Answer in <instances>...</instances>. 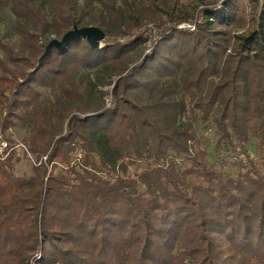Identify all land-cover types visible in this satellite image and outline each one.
Instances as JSON below:
<instances>
[{
	"label": "trees",
	"instance_id": "1",
	"mask_svg": "<svg viewBox=\"0 0 264 264\" xmlns=\"http://www.w3.org/2000/svg\"><path fill=\"white\" fill-rule=\"evenodd\" d=\"M152 3L0 0L21 48L0 35V131L29 128L30 152L47 157L30 177L0 162V264H264V0L166 19ZM74 26L101 28L104 47L76 39L45 55ZM185 95L216 126L220 170L180 123ZM235 144L247 165L227 159ZM231 164L245 172L224 175Z\"/></svg>",
	"mask_w": 264,
	"mask_h": 264
},
{
	"label": "rangeland",
	"instance_id": "2",
	"mask_svg": "<svg viewBox=\"0 0 264 264\" xmlns=\"http://www.w3.org/2000/svg\"><path fill=\"white\" fill-rule=\"evenodd\" d=\"M129 3H131L133 6L136 7H140V5L143 3L146 6H151L153 3L152 2H156V0H128ZM166 2L167 6H163L162 4H160V0H158L160 6V9H157V16H161L163 18H165V9L169 10V11H173L176 14H192L195 11H198L200 9H202L205 4L204 2H208V3H212L214 5H222V3L224 2V0H164ZM247 2H249V0H246ZM119 4L121 5V1H119ZM166 19V18H165ZM15 21V18L13 15H10V13H8L7 11H5L4 14L1 15L0 17V35L1 36H6V41L10 42L11 45H13L14 49L16 52H19L21 50L20 46H19V38L18 36L15 34L14 30H13V22ZM9 23L11 26H9ZM147 27V26H146ZM143 28L141 29L142 31L147 29V28ZM184 27V26H183ZM181 28V27H180ZM246 28H237L234 29L233 31H235V33L237 35L242 34ZM137 34V31H133V32H129L126 31V33H118V34H113V36L111 35V40L112 39H117V41L119 42H124L127 39L134 37ZM51 38L54 39H59L61 40L59 37L56 36H51ZM102 47H104V42L102 43ZM153 49V44L151 43H147L146 46L144 47V51L147 53L148 51ZM230 49L233 51L234 50V46H231ZM0 54L2 55V53L0 52ZM138 60V57H136L135 61ZM115 78L111 79H107L106 86L102 87L101 89L107 93L104 97V105L107 107H110L112 104V88L113 86L111 85L112 82H114ZM95 98L98 99L100 98V96L95 93ZM186 101V113L180 117V123H189L192 126V130L196 136V144L194 145V147L196 146V148H200L201 150L206 151L209 154L208 157V162L210 165L214 166L216 169L220 170V164L223 160V156H222V151L219 152L216 148L217 145V141L219 139V136L217 135V129L216 126L212 123V122H205L203 121V119L201 118V114L200 111L194 106V102L192 100V98L190 96H186L184 97ZM22 123V122H21ZM260 124V118H255L250 120V126L251 127H256L258 128ZM3 135L4 137L8 138L11 141H19L22 143H25L28 147V138L30 136L31 131L29 130V128H26L24 126V128L22 127V125L20 124L18 127L9 129L7 131H3ZM216 131V132H215ZM193 145V144H192ZM248 151L250 153V155L254 158L259 160L261 157V151H260V137L259 135L256 133L255 130L252 129V131L249 134V142H248ZM238 146H236L234 149L230 152V157H227V159L231 160V157L233 155V152L237 151ZM195 149V148H194ZM222 149V148H221ZM30 150V149H29ZM243 150V149H242ZM76 153V151H75ZM74 153V155H75ZM221 154V156H220ZM33 155V160L28 159L26 157V155H23V153H20L19 157H14L13 159V168L11 170V172L18 177H30L33 175V170L34 167L38 166L36 164H38L40 161L38 160L37 156ZM73 155V157H74ZM84 160V159H83ZM39 161V162H38ZM228 161V160H227ZM36 164H35V163ZM229 162V161H228ZM59 169H63L65 167V165H59ZM182 168L187 169L190 167V162L189 161H185L184 163H182L181 165ZM49 169H51V165L49 166ZM129 172L134 175L138 172H140V169L138 166L132 165L129 168ZM245 172V171H244ZM243 171H240V168L238 166H235L233 164H231L225 171H224V175H230L233 178H237L239 176V173H244Z\"/></svg>",
	"mask_w": 264,
	"mask_h": 264
},
{
	"label": "built area",
	"instance_id": "3",
	"mask_svg": "<svg viewBox=\"0 0 264 264\" xmlns=\"http://www.w3.org/2000/svg\"><path fill=\"white\" fill-rule=\"evenodd\" d=\"M184 26V27H183ZM181 28H189L195 30L192 25H182ZM20 153L26 155L28 159H33V155L29 150V147L22 142L19 141H11L8 138L4 137L3 132L0 131V162H6L12 157H19ZM84 158V152L81 149H78L72 159V164L82 165ZM231 159L235 162H238L242 165H247V157L242 153V149L240 147L237 148V151L233 152ZM47 162V157H43L42 160L36 164L41 165L42 163Z\"/></svg>",
	"mask_w": 264,
	"mask_h": 264
},
{
	"label": "water",
	"instance_id": "4",
	"mask_svg": "<svg viewBox=\"0 0 264 264\" xmlns=\"http://www.w3.org/2000/svg\"><path fill=\"white\" fill-rule=\"evenodd\" d=\"M76 39L88 41V43L93 48H101L102 43L106 40V35L105 32L99 27L92 26L79 28L78 26H74V28L66 33L61 40H52L47 47L45 55L49 54L54 47L59 51H64L69 46V44Z\"/></svg>",
	"mask_w": 264,
	"mask_h": 264
}]
</instances>
